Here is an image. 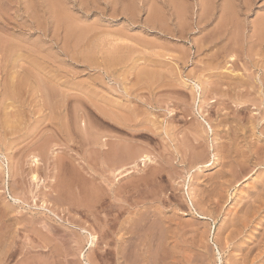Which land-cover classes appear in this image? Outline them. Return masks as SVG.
<instances>
[{
	"label": "rangeland",
	"instance_id": "1",
	"mask_svg": "<svg viewBox=\"0 0 264 264\" xmlns=\"http://www.w3.org/2000/svg\"><path fill=\"white\" fill-rule=\"evenodd\" d=\"M262 19L0 0V264H264Z\"/></svg>",
	"mask_w": 264,
	"mask_h": 264
},
{
	"label": "bare ground",
	"instance_id": "2",
	"mask_svg": "<svg viewBox=\"0 0 264 264\" xmlns=\"http://www.w3.org/2000/svg\"><path fill=\"white\" fill-rule=\"evenodd\" d=\"M238 1H240L241 2V4L244 6V7H246V8H248L249 9V7L251 6V4H252V0H238ZM227 2V1H226ZM254 2V1H253ZM207 4V3H206ZM205 3H203V5L201 6L202 7V9H203V11H205L206 9H207V6L208 5H206ZM228 4V3H227ZM232 8H231V6L229 5L228 7H226L225 8V11H224V15H225V17H226V19H228V20H225V23H226V25L227 26H229L228 24L230 23L231 24V21H233V18L230 20L229 18L232 16ZM235 12V11H234ZM234 14V13H233ZM207 17V16H206ZM224 20V19H223ZM224 22V21H223ZM234 22V21H233ZM186 23V22H185ZM224 23V24H225ZM225 25V26H226ZM260 29H261V31H260V36H258V34H257V41H259V40H262V39H260V37H262L263 39H264V19H262V21L260 22ZM227 32H229V31H227ZM5 34V33H4ZM6 35V34H5ZM255 35V34H254ZM253 36V35H252ZM255 37V36H254ZM4 38V37H3ZM256 38V37H255ZM2 39V38H1ZM3 43V42H2ZM4 45H5V43H4ZM16 48V47H15ZM14 50V49H13ZM15 51V50H14ZM8 52H10V51H8ZM233 57V56H232ZM231 57V58H232ZM34 58V57H33ZM37 60V59H36ZM38 64V63H37ZM25 65V64H24ZM231 71V70H230ZM20 72V71H19ZM41 75H42V78L43 79H46L47 78V74L45 73V72H42L41 71ZM250 75V74H249ZM104 108V107H103ZM83 123V122H82ZM209 127H210V125H208ZM208 127V128H209ZM105 143H107V142H105ZM107 145L106 144H103L101 147L102 148H104V147H106ZM122 149V148H121ZM124 149V148H123ZM105 150V149H104ZM127 149H125V151H126ZM119 151V150H118ZM129 151V150H128ZM120 152V151H119ZM113 153V152H112ZM130 154V152H126V154ZM111 154V153H110ZM121 154V153H120ZM122 155H123V152H122ZM130 155H133V154H130ZM113 155H111V157L108 159V162H109V165L111 164L110 162H115V161H113L114 160V158L112 157ZM124 156L125 155H123L122 157H121V159H120V162L117 160V162H115L116 164L119 162L120 163V167H119V170L120 171H122V172H124L125 173V175H124V177L125 176H128V175H130V174H132L133 173V171L131 170V169H128V165H126V164H128V163H126V161L128 162V160L126 159V161H125V158H124ZM117 157V156H116ZM120 157V156H119ZM126 157H127V155H126ZM130 156H128L127 158H129ZM133 159H134V156H133ZM214 162L210 165V166H206V167H210L211 169H215L216 168V165H217V159L214 157ZM34 160H35V162L34 163H38V165H39V160L35 157L34 158ZM114 163V164H115ZM118 163V164H119ZM37 165V164H36ZM78 167V166H77ZM118 169V168H117ZM32 179H33V181H38V175L37 174H33V176H32ZM106 187V186H105ZM46 190V189H45ZM47 196V195H46ZM129 201V200H128ZM71 218V217H70ZM204 219H206L207 217H203ZM45 226V225H44ZM53 226V225H52ZM107 227V226H106ZM44 228V227H43ZM46 229V228H45ZM84 232V231H83ZM88 236H89V240H90V238H91V241H90V245H91V247H95L96 246V237H94L91 233H88ZM153 243V242H152ZM157 244V243H156ZM147 245V244H146ZM47 246H48V244H47ZM46 246V247H47ZM147 247H149V246H147ZM91 249H93V248H91ZM145 249V248H144ZM95 250V249H94ZM69 251V250H68ZM141 251V250H140ZM122 252V251H121ZM121 252H120V254H121ZM148 252H149V250H148ZM146 253V252H145Z\"/></svg>",
	"mask_w": 264,
	"mask_h": 264
}]
</instances>
